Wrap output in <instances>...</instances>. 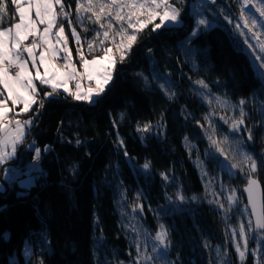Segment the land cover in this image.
Returning a JSON list of instances; mask_svg holds the SVG:
<instances>
[{
    "label": "trees",
    "instance_id": "1",
    "mask_svg": "<svg viewBox=\"0 0 264 264\" xmlns=\"http://www.w3.org/2000/svg\"><path fill=\"white\" fill-rule=\"evenodd\" d=\"M191 1L176 4L185 15L179 26L153 32L149 25L120 63L111 39L89 53L88 41L99 25L77 18L76 0H63L85 58L112 47L116 75L99 104L77 101L62 90L44 98L52 89L37 83L44 107L37 111L34 104L19 115L33 120L25 139L31 136L34 147L27 144L16 165L26 169L31 163L35 183L25 188L9 183L0 193V264H135L137 244L144 235H155L161 224L171 241L166 261L159 259L165 264H255L250 255L241 262L234 246L233 233L239 243V226L247 228L252 220L242 194L247 176L230 166L241 159L240 152L264 155V128L257 123L264 120V77L256 73L236 31L241 22L237 0H207L202 18L208 25L199 26L195 37L190 36L196 27ZM7 3L3 27L17 19L11 0ZM59 21L77 57L68 20ZM76 62L80 65L78 57ZM201 79L208 89L195 83ZM241 99L246 101L245 125L233 133L229 123L239 117ZM145 124L149 131L138 130ZM246 127L253 128V141L247 140ZM210 135L236 142L229 150L233 159L216 152ZM36 148L41 152L33 160ZM145 162L148 169L142 167ZM254 176L264 185V169ZM219 177L237 187L242 208L230 209L224 199L212 196ZM25 242L29 258L23 254ZM259 244L258 255L264 257V241H248L252 249Z\"/></svg>",
    "mask_w": 264,
    "mask_h": 264
},
{
    "label": "snow or ice",
    "instance_id": "2",
    "mask_svg": "<svg viewBox=\"0 0 264 264\" xmlns=\"http://www.w3.org/2000/svg\"><path fill=\"white\" fill-rule=\"evenodd\" d=\"M177 2L178 0H76L75 12L78 19H87L93 24L99 25V30L96 31L94 39L88 41L89 53L94 51L95 47L102 46L111 39L116 51L120 54L119 62L122 63L137 42L138 35L149 25L152 26L153 32L169 30L173 26L180 25L183 9L176 6ZM214 2L215 0H213ZM237 2L240 4V20L243 28L247 29V34H251L252 38L257 41L256 45L249 44V47L258 46L260 52L264 53V41L261 40L264 32L255 31L257 28L264 29V23L261 22L264 21V0H237ZM11 4L14 6L18 19L13 17L15 22L8 27H3V17L8 14V3L7 0H0V86H2L0 96H4V92L7 93L4 99H0V166L7 165L9 161H13L17 157L18 148L25 144L26 134L30 131V125L33 123L31 117L25 120L14 119L9 118V113L15 111V107L21 104L23 107L15 113L17 116L29 112L34 104L39 105L37 111L44 107V100L39 99L40 92L35 81L51 87V92H44V98L58 96V90L62 88L64 92L70 93L72 98L77 101L99 104L103 102L114 81L116 64L118 63L112 55V47H102V56H94L91 60L85 58L83 49L79 46L81 37L72 27L71 19H68L71 12L65 10L63 0H11ZM57 6L59 11H57ZM249 9L258 13V17L249 13ZM61 18L68 20L72 37L78 45L76 51L83 72H79L76 64L72 61V53L67 46L68 41L64 33V25L59 24V27H56ZM225 19L230 20L227 16ZM40 25H43L42 30ZM207 25L206 19H198L190 36H197L199 26ZM235 27L240 30L241 24L238 23ZM54 28L55 31L53 32ZM88 30V28H84V31L87 32ZM240 34L246 35L243 31H240ZM53 36L55 37V44L53 43ZM117 38L119 39L117 40ZM29 40L30 43H26ZM96 40L99 41V45L95 44ZM245 43L248 41L245 40ZM59 45L62 47H58ZM38 49L39 56L37 57ZM149 51L151 52V49ZM61 52L64 54L62 56L63 70L53 62L60 58L59 53ZM256 58L264 61V56L257 55ZM37 59L39 64H37ZM29 61H31V67L36 70L35 76L29 70ZM40 67L43 68L42 74ZM260 67L264 68V63H261ZM83 79L90 82L94 81L95 87L84 89L81 83ZM70 80L76 82V91L74 92L68 87ZM195 83L203 89L209 87L202 79L195 81ZM8 100L11 101L12 108L8 107L6 103ZM216 101L222 105L227 103L220 97H216ZM245 103L244 99L239 101V117L232 119L229 123V129L233 133L240 132L241 126L245 125L246 114L243 107ZM261 115L264 116V110H262ZM220 119L228 123L225 117H220ZM205 120L214 133L215 125L213 122L207 115ZM257 123L264 128V120H259ZM138 130L149 131L150 125L145 124L142 129ZM244 131L247 140L253 141V128L246 127ZM208 138L216 152L227 160V153L221 145L229 144V137L225 135L222 139L217 140L210 135ZM79 143L80 141H77V144ZM123 143V140H119L121 147ZM45 150H47V146ZM40 152L41 149H35L36 154L33 156V160L39 159ZM124 155L127 156L128 153L125 151ZM239 156L241 159L232 163L230 167L239 169L247 176L244 191L248 194V205L252 209L250 215L255 218V225L253 227L251 221H249L247 228L241 224L239 237L244 241V250L242 251L240 244L235 242V233H233L234 246L241 262L245 260L246 255H250L256 258L255 264H264V257L258 255L260 248L250 250L247 248L249 239H256L257 241L264 239V203H258L255 193L259 187V182L254 178L258 168L264 169V155L256 158L250 152H240ZM142 167L148 169L150 167L149 162H145ZM3 171L7 173L9 169L5 168ZM161 175L165 180L168 179L166 174L161 173ZM235 194L236 189H232L231 194L227 197L230 205L236 203ZM184 199L182 195L177 194V200L183 202ZM136 207L140 208L141 211L143 210L140 205ZM159 227L160 230L150 238L155 241L151 248L152 254L145 250L141 255L140 246L137 244L135 264H151L157 259L166 261L167 250L171 246L170 233L163 224ZM253 233H258V235L254 236ZM41 264H43L42 261Z\"/></svg>",
    "mask_w": 264,
    "mask_h": 264
},
{
    "label": "rangeland",
    "instance_id": "3",
    "mask_svg": "<svg viewBox=\"0 0 264 264\" xmlns=\"http://www.w3.org/2000/svg\"><path fill=\"white\" fill-rule=\"evenodd\" d=\"M206 1L207 0H192L191 1V7H190L191 19H194V21H197L198 19H201L202 17H205L204 13L207 10L206 9L207 8L206 7V5H207ZM57 11H59V7L58 6H57ZM249 13L255 14L258 17V13H254V11L252 9H249ZM33 16H34V13H33ZM184 16H185L184 13L181 12V17H182L181 22L184 19ZM17 19H18V16H17ZM59 22L60 21H58V24L56 25V27H59ZM261 22L264 23V21H261ZM238 23L241 24V29L240 30L236 29V31L241 36V38L243 40V48L247 52V54L250 56L252 65L255 67L256 73H258L259 75L264 77V68L260 67L261 63H264V61L257 60V58H256L257 55L264 56V53L260 52V49H259L258 46L255 47V48L249 47V44L256 45L257 41L252 38L251 34H247V29L243 28L242 21L241 22H239V21L236 22V24H238ZM40 28L42 30L43 29V25H40ZM54 31H55V28L53 29V32ZM240 31L245 32L246 35H241ZM255 31L256 32H264V29L257 28V29H255ZM64 33H65V36L67 37L66 31H64ZM52 39H53V43L55 44V37L53 36ZM245 40H247L248 43H245ZM261 40L264 41V36H261ZM29 41H27V42H29ZM67 46H68L69 50L71 51V48L69 46V42H68ZM58 47H62V45H59ZM71 53H72V61H73L74 64H76L77 70L79 72H83V69L76 62V59H77V57L79 59V56L77 55V57H76V56H74L73 52H71ZM36 54H37V57H38L39 56V49L37 50ZM112 55L116 59V53H115L114 50L112 52ZM86 59L91 60L92 58H86ZM30 62L31 61H29V70L32 72L33 76H35L36 70L31 67ZM38 63L39 62L37 61V64ZM56 63L57 62L55 61V64ZM59 65L60 64H56V66L58 68H61L63 70V67L61 65L60 66ZM35 83L37 84V81H35ZM75 83H76L75 81H71V80L68 82V87H69V89L72 92L76 91ZM81 83H82V87L84 89H87L88 87H95V82L94 81L90 82L87 79H83V80H81ZM59 90L63 91L62 88L59 89ZM8 102H9V100L6 101L7 104H9ZM22 107H23V105H22ZM19 108H20V106L17 105L15 107V111L19 112L18 111ZM221 146L224 147L223 145H221ZM33 147H34V142H29L28 143V148H33ZM234 147H237L236 142H232L231 140H229V144H226V148H225L227 156H229L231 158L234 157V155H233L234 152L229 151V150L233 149ZM14 160H15V158H14ZM9 162H11V161H9ZM25 166H26V169H22L21 167H18L16 165L15 166H11V165L5 166V168L9 169V171L7 173H5V171H3V178L0 179V187H1L2 190H0V191H4L6 189V185L7 184L9 185V183H12V184L17 183L19 186L24 187V188L25 187H29L32 184H34L35 183L34 182V177L35 176L31 172V168H30L31 163H27ZM0 169H1V166H0ZM206 181H207V184H208L207 188L211 189L213 185H211L212 182L210 181V178H206ZM5 183H7V184H5ZM232 189H236V194H235L236 195V203L230 205L228 200H227V197L231 194V190ZM210 193L212 194V196H215L217 199H219V201H220V199H224L226 201L227 206L230 209H231V207H233V208H235V207L242 208V206H243L242 205V199H241V196L238 194L237 187H235L233 184H230V185L224 184L223 181L220 179V177L217 179V190H214V189L212 190L211 189ZM256 235H258V234H256ZM153 236H155V235H148L147 234V235H144L142 237V240L140 241L141 242V245H140V253H141V255L144 253L145 250H147V252L149 254H152L151 253V248H152V245L155 243V241L151 240L150 238L153 237ZM261 240L264 241V239H261ZM239 244H240V246L242 248V251H243L244 250V241L240 239ZM22 247H23L24 256L26 258H29L30 247H29L28 243L25 242ZM247 248L249 250L252 249V248H250L248 246V244H247ZM256 248H261V245L260 244L257 245ZM26 253H27V255H26ZM153 255H155V254H153ZM151 264H165V262L160 261L159 259H157V260H154L153 262H151Z\"/></svg>",
    "mask_w": 264,
    "mask_h": 264
},
{
    "label": "water",
    "instance_id": "4",
    "mask_svg": "<svg viewBox=\"0 0 264 264\" xmlns=\"http://www.w3.org/2000/svg\"><path fill=\"white\" fill-rule=\"evenodd\" d=\"M30 141H31V136H30V137H27V138L25 139V144H24V145L19 146V148H18V153H17V157L15 158V160H14V161H11V162H8L7 165L15 166V165H17V164L19 163L20 155H21V153L23 152L22 150L25 149L26 145H27ZM7 165H5V166H7ZM5 166H1V169H0V179L3 178V169L5 168ZM254 178L257 179L255 176H254ZM257 180H258V182H259V187H258V189L256 190L255 195H256V198H257V200H258V203H264V185H263V183L260 182L259 179H257ZM5 184H7V183H5ZM244 184H245V185L247 184V178H246V181H245ZM245 185L242 187V194L244 195L245 203H246V205H247V209H248V211H249V216H251L250 213H251L252 209H251V206L248 205V194H247V192L244 191V187H245ZM8 186H9V185L7 184V185H6V189H5L4 192H6V191L8 190ZM0 193H3V192L0 191ZM251 220H252V226L254 227V225H255V218L251 216Z\"/></svg>",
    "mask_w": 264,
    "mask_h": 264
},
{
    "label": "crops",
    "instance_id": "5",
    "mask_svg": "<svg viewBox=\"0 0 264 264\" xmlns=\"http://www.w3.org/2000/svg\"><path fill=\"white\" fill-rule=\"evenodd\" d=\"M28 43V42H27ZM61 54H63V52H61V53H59V55H61ZM25 57H26V54H25ZM38 61V60H37ZM54 63H55V61H54ZM30 64H31V62H30ZM39 64V63H38ZM57 64V63H56ZM60 66V65H59ZM40 72H41V74L43 73V68L42 67H40ZM39 81H37V83H38ZM37 87H39L38 86V84H37ZM2 89V86H0V90ZM7 96V93L6 92H4V96H1L0 97V99H4V97H6ZM9 104H7L8 105V107L9 108H12V104H11V101L9 100V102H8ZM20 106V108H22V104L21 105H19ZM19 108V109H20ZM19 109H18V111H19ZM15 112L16 111H13V112H10V114H9V118H14V119H20L19 118V116H17V115H15ZM0 190H2L1 189V187H0Z\"/></svg>",
    "mask_w": 264,
    "mask_h": 264
},
{
    "label": "built area",
    "instance_id": "6",
    "mask_svg": "<svg viewBox=\"0 0 264 264\" xmlns=\"http://www.w3.org/2000/svg\"><path fill=\"white\" fill-rule=\"evenodd\" d=\"M28 43H30V41L28 42ZM64 54H61V55H59V57L60 58H57L55 61L57 62V64H60L62 67H63V64H64V61H63V59H62V56H63ZM2 90V89H1ZM1 97V96H0Z\"/></svg>",
    "mask_w": 264,
    "mask_h": 264
}]
</instances>
